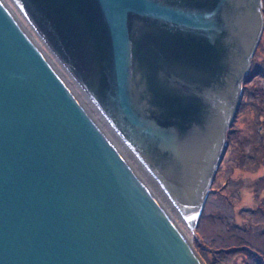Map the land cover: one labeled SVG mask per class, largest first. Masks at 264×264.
I'll use <instances>...</instances> for the list:
<instances>
[{
    "label": "water",
    "instance_id": "95a60500",
    "mask_svg": "<svg viewBox=\"0 0 264 264\" xmlns=\"http://www.w3.org/2000/svg\"><path fill=\"white\" fill-rule=\"evenodd\" d=\"M11 1L192 224L262 0ZM55 67L0 0V264H206Z\"/></svg>",
    "mask_w": 264,
    "mask_h": 264
},
{
    "label": "rangeland",
    "instance_id": "374dc122",
    "mask_svg": "<svg viewBox=\"0 0 264 264\" xmlns=\"http://www.w3.org/2000/svg\"><path fill=\"white\" fill-rule=\"evenodd\" d=\"M7 1L18 13L24 24L32 33L33 37H35L37 42L49 55L53 63L57 66L58 70L62 73V75H65L71 86L83 97V100L88 104V106L93 109L94 113H96L97 117L100 119L101 115L97 110L94 109L95 107L92 105V103L88 100V98L70 77V75L63 68L60 62L52 54V52L45 45V43L38 36L31 25L27 22L24 16L20 13L17 7L11 0ZM262 10H264V4H262ZM261 40H264V14L263 28L258 42H260ZM261 43L264 45V41H262ZM257 48L258 47L256 46L251 59L260 57L261 51L257 50ZM254 76L250 77L248 81L253 82L258 78L257 82L260 83L261 87H263L259 74H255ZM248 87L254 88L253 86ZM261 91L262 95L253 92L250 93L248 97L244 96V104H241L240 106L238 105L236 107L232 122L227 127L228 132H226V139H228V143L226 144L223 159L222 161H220V164L216 168V177L213 178L210 184L211 187L209 186L211 188V192H213L214 195L219 198H226V196H224L226 194L234 195L235 199L233 201V206L231 208H227L226 210L223 209L224 211H222V213L227 215L228 219L232 221V225H235V223H237L236 226L241 225L240 227H242V225H247L245 219L243 218L244 215H241V211L256 209L261 205V199L264 198V180L262 181V183L260 182L262 184V187L259 188L258 186L257 188L255 186L256 178L264 175V106H260V104H258L259 101L262 103L264 102V93L263 90ZM108 128L110 127H106V129ZM115 140L117 141V139ZM117 143L121 146L120 148H124L123 145H121L118 141ZM209 187L207 195L209 194ZM167 203L169 204L168 201ZM204 204H202L200 212L195 215L192 224L181 219V217L177 214V212L170 204L169 208L180 223V226L186 231V234L188 235L191 243L203 258L205 263L258 264L255 256L262 255L260 253L261 250H259L255 246L260 247V245L256 244L255 246H248L245 245L246 243L239 244L240 242L236 238L235 240L237 241H235V244H233L235 245V250H232V254H230V256H221V254H223L220 249L222 248L220 246V243L223 241L221 239V236L223 234L221 230L224 227V223H204L200 225L201 227L199 226V224L195 223L197 219H199L198 223L200 222V219H205L207 213L209 215L213 211H216L218 207L227 205L220 203L217 198H213L212 201H210L209 205L205 207V209H203ZM247 215L248 213L245 212V216ZM234 234L241 235L250 241L256 240V237L251 230L237 229L234 231ZM211 236H214L215 238L212 239ZM233 239L234 238H230L229 241Z\"/></svg>",
    "mask_w": 264,
    "mask_h": 264
},
{
    "label": "trees",
    "instance_id": "16d2710c",
    "mask_svg": "<svg viewBox=\"0 0 264 264\" xmlns=\"http://www.w3.org/2000/svg\"><path fill=\"white\" fill-rule=\"evenodd\" d=\"M262 4H264V0H262ZM262 11L264 14V10H262ZM262 41H264V40H261L257 44V47H258L257 50L261 51L260 57H255L254 59L253 58L251 59L249 72H247L248 74L242 80L243 83L241 82L240 98L238 100L237 106L238 105L240 106L241 104L243 105L244 101H245V99L243 97L244 96L248 97L250 93L256 92L259 95H262L261 90H263V93H264V45L261 43ZM255 74H259V76L261 77V84L263 87H261L260 83L257 82L258 78L253 82L248 81L250 79V77H253ZM248 86H253L254 88H249ZM258 104H260V106H264V102L262 103L259 101ZM226 132H228V131H226ZM263 180H264V175L258 179V181H261V183ZM258 183L260 185L255 184V186L257 188H258V186H259V188L262 187L261 183L260 182H258ZM213 195H214V193L211 192V188H210L209 194L206 196V200H205V204H204L203 209H205V207H207V205H209L210 201H212L213 198H217V200L220 203H223V204L227 205L228 207L222 206L223 207L222 208L220 206V207H218V209H216V211H213L209 215H208V213H207L208 211H207L206 212L207 213L206 218L200 219L199 223H198L199 219H197L195 224H199V226H200L201 224H204V223H213V222L224 223V227L221 230V232L223 233L221 236V239L223 241L220 243L221 244L220 246L222 248L218 247L221 249V252L223 253V254H221V256H223V255L230 256V254H232V250H235L234 249L235 245H233V244H235V241L239 240V242H240L239 244L246 243L245 245H248V246H250V245L255 246L256 244L260 245V247H257V246H255V247L258 248L259 250H261L260 253L262 256L257 255L255 257L257 259L258 264H264V233H263L264 232V198L261 199V201H262L261 205L259 207H257L256 209L242 210L241 211V215L242 216L244 215L243 218L245 219V222L247 223V225H245V226L242 225V227H240L241 225L236 226L237 223H235V225H232V221L228 219L226 214L222 213V211H224L223 209L226 210L227 208H231L233 206V201L235 199L234 195L233 194H230V195L226 194V195H224V196H226V198L225 197L219 198L216 195H214V196ZM209 212H210V210H209ZM245 212L248 213L247 216H245ZM237 229L251 230L253 232V234L255 235L256 240L250 241L241 235L234 234V231ZM219 235H220V233H219ZM211 237H212V239L215 238L214 236H211ZM230 238H234V239L229 241ZM235 238L237 240H235Z\"/></svg>",
    "mask_w": 264,
    "mask_h": 264
},
{
    "label": "bare ground",
    "instance_id": "6f19581e",
    "mask_svg": "<svg viewBox=\"0 0 264 264\" xmlns=\"http://www.w3.org/2000/svg\"><path fill=\"white\" fill-rule=\"evenodd\" d=\"M6 2V4L11 8V10L15 13L16 17L18 18V20L21 22V24L23 25L24 29L30 34L32 35V33L30 32V30L27 28V26L24 24V22L22 21V19L20 18V16L18 15V13L15 11V9L12 7V5L7 1L4 0ZM33 37V35H32ZM33 39L37 42V40L35 39V37H33ZM38 43V42H37ZM39 44V43H38ZM40 45V44H39ZM41 46V45H40ZM42 48V47H41ZM43 49V48H42ZM44 50V49H43ZM47 56L49 57V55L47 54ZM50 61L53 63V61L51 60V58L49 57ZM53 66L55 67L56 65ZM57 67V66H56ZM55 67V68H56ZM58 69V68H56ZM59 71V70H58ZM60 72V71H59ZM61 73V72H60ZM63 78L64 81L67 83V85L70 87V89L75 93V95L77 96V98L81 101V103L84 105V107L89 111V113L92 115V117L94 118V120L97 122V124L103 129V131L106 133V135L111 139V141H113L114 145L119 149L120 154L125 158L126 162L128 163V165L134 170V172L141 178V180L146 184V186L149 188V190L155 195V197L157 198V200L159 201L160 204L163 205L164 209L168 212V214L172 217L174 223L180 228V230L185 234V236L189 239L188 235L186 234V231L180 226V223L178 222V220L175 218V216L173 215V213L170 211L169 208V204L166 201V198L162 195V193L158 190V188L154 185V183L151 181V179L147 176V174L143 171V169L139 166V164L135 161V159L130 155V153L125 149V147L122 149L120 148L121 146L117 143V141L122 145V143L119 141V139L116 137V135L113 133V131L108 128L106 129V127H109L108 125H106L107 123L104 121V119H102V117L99 119L97 117V114L94 113L93 109L88 106V104L83 100V97L71 86L70 82H68V80L66 79L65 75H62V73L60 74ZM95 109V108H94ZM96 110V109H95ZM99 115V114H98ZM117 139V141L115 139ZM190 240V239H189Z\"/></svg>",
    "mask_w": 264,
    "mask_h": 264
},
{
    "label": "flooded vegetation",
    "instance_id": "af4514ba",
    "mask_svg": "<svg viewBox=\"0 0 264 264\" xmlns=\"http://www.w3.org/2000/svg\"><path fill=\"white\" fill-rule=\"evenodd\" d=\"M227 143H228V142H227V139H226V144H227ZM225 148H226V147H225ZM224 151H225V150H224ZM224 153H225V152H223L220 161H222ZM220 161H219V164H220ZM219 164H218V165H219ZM215 173H216V171H215ZM215 173H214V176L216 175ZM214 176H213V178H214ZM262 176H263V175H262ZM262 176H259V177L256 178V180H255V184L260 185L258 182H261V181H258V179H259L260 177H262ZM215 177H216V176H215ZM213 178H212V179H213ZM261 185H262V184H261Z\"/></svg>",
    "mask_w": 264,
    "mask_h": 264
}]
</instances>
